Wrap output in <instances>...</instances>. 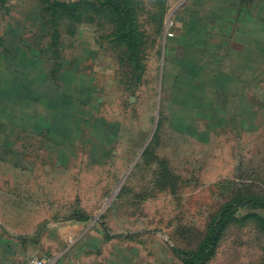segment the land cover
<instances>
[{
    "label": "rangeland",
    "instance_id": "rangeland-1",
    "mask_svg": "<svg viewBox=\"0 0 264 264\" xmlns=\"http://www.w3.org/2000/svg\"><path fill=\"white\" fill-rule=\"evenodd\" d=\"M3 240L13 264H264V0H0V264Z\"/></svg>",
    "mask_w": 264,
    "mask_h": 264
},
{
    "label": "trees",
    "instance_id": "trees-1",
    "mask_svg": "<svg viewBox=\"0 0 264 264\" xmlns=\"http://www.w3.org/2000/svg\"><path fill=\"white\" fill-rule=\"evenodd\" d=\"M76 5L77 4H74L73 3L71 5V7L74 8V7H76ZM14 75H17V74L14 73L13 76ZM23 85H24V79H22V82H20L17 85V87H19L20 90H22V91H20L18 93H16V92L13 93V94H16L15 96L18 99H20V98H26V97L33 98L34 95H37L36 89L33 90L32 88H28V87L25 88V86H23ZM12 86H14V84H12ZM24 88H25V90H24ZM15 89H17V88H15ZM23 91H25V93H23ZM256 207H258V205ZM232 210H233V205H227L226 208L224 209V211L222 212L221 218L218 221V223L215 226V228L213 229L212 236H211V238H210V240L208 242L209 243V247H208L209 251H207L206 253L205 252H202V251H199V252L194 253L195 255H193V256H201V255L204 254L202 259H204L207 256H209V254L213 251V248L215 247V244L217 242V237H218V231L217 230H220L226 224V222H228L229 218L231 217ZM189 263L190 264H193L192 261H189Z\"/></svg>",
    "mask_w": 264,
    "mask_h": 264
},
{
    "label": "crops",
    "instance_id": "crops-1",
    "mask_svg": "<svg viewBox=\"0 0 264 264\" xmlns=\"http://www.w3.org/2000/svg\"><path fill=\"white\" fill-rule=\"evenodd\" d=\"M3 244H6L7 245L6 247L8 248L7 250L3 251V254H4V256H3V259H4L3 264H13L12 257H11V252H12L11 251V244H12V241L11 240H8V241L3 240ZM6 252L9 254L8 258H7V261H6ZM61 257H62L61 253H59L57 258H56V261L60 263L61 260H62Z\"/></svg>",
    "mask_w": 264,
    "mask_h": 264
},
{
    "label": "built area",
    "instance_id": "built-area-1",
    "mask_svg": "<svg viewBox=\"0 0 264 264\" xmlns=\"http://www.w3.org/2000/svg\"><path fill=\"white\" fill-rule=\"evenodd\" d=\"M30 264H49V261L44 258L33 257L30 259Z\"/></svg>",
    "mask_w": 264,
    "mask_h": 264
}]
</instances>
